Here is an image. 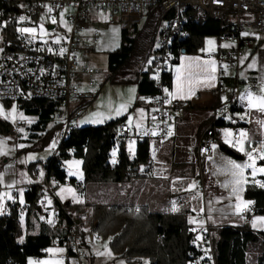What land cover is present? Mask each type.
I'll return each instance as SVG.
<instances>
[{
    "label": "built area",
    "instance_id": "2783aa9c",
    "mask_svg": "<svg viewBox=\"0 0 264 264\" xmlns=\"http://www.w3.org/2000/svg\"><path fill=\"white\" fill-rule=\"evenodd\" d=\"M15 1L22 11L29 16L31 8H34L36 14H39L40 10H44L48 16L55 15L59 10H65L64 17L67 28L59 41L52 40L50 36L41 40L37 36L18 34L16 31H14L13 39L2 41L0 48V100L21 102L42 99L49 103L52 107L51 120L63 123L61 137L68 129L76 126L74 121L81 112L77 102L88 95L84 87L93 86L95 84L93 76L99 72L97 66L87 63L82 56L83 53L98 43V28L88 21V17H92V13H89L90 9H102L105 11L104 18L106 21L118 20L121 26H127L139 19L148 6L158 8L151 33H155V39L151 46L152 51L148 62V74L156 90L155 94L148 97L151 108L149 117L139 128H132L124 120H118L114 125L113 134V146L116 144L117 148L119 141L135 142L144 139L164 141L169 132L168 123L172 113H181L190 107L197 98L195 95L190 99L181 100L167 96L165 94L166 83L162 77V72L168 70L167 65L173 64L182 53L187 52L183 43L187 36V29L186 27L178 28V19L184 17L182 15L183 10L190 8L198 14L218 19L225 27L212 35L214 44L203 49L202 54L217 61L213 95H226L227 100L210 111L212 120L201 129L196 138L195 156L200 162L212 154L216 145V126L221 125L230 128L226 148L237 153L244 165H251L252 163L247 155L249 152H253V155L257 157L256 162L261 160L258 158L262 155V152L259 151L262 147L260 141L243 140L241 143L239 128L244 124L248 112L247 109L239 106L236 99L237 75H230L233 78L234 88H231L229 93L226 92V84L227 77H229L227 69L236 72L245 50L252 45L254 38L245 32L246 29H256L264 37V0ZM168 10L171 12L164 15ZM11 19V13L7 12L3 15L0 11V35L2 27ZM94 19L97 20L96 17H93ZM158 24L159 26L156 28ZM165 35H173V52H165V47H163ZM6 45L10 47H6ZM258 87V83L247 85V88L251 90ZM216 122L219 124L217 125ZM153 132L155 135L152 134ZM241 147H243V151L240 150ZM112 148L108 157L111 164L118 158L117 150ZM113 152H115V157ZM44 165L45 158L38 160L37 166L42 170ZM244 168L248 170L250 167ZM136 172L141 175H153L150 159L138 163ZM33 179L32 183H38L41 187L44 186L43 189L51 194L52 187L48 185L44 171L40 175L35 172ZM53 182L56 183L57 181L53 180ZM30 184L22 183L8 188L7 203L14 206L18 216L23 215L26 211L27 203L23 200L22 193L29 188ZM74 184L77 191L82 189V181L76 180ZM201 188L202 182L199 178L192 191L197 192ZM33 204L39 206L42 204V200L37 197L33 200ZM125 209L137 211L134 205L129 209L125 207ZM255 210L254 203L247 200L243 206L238 208L237 213L241 221L248 222ZM55 223L56 217H53L47 225L49 228H53ZM99 237L97 234L94 235L96 240ZM200 238L204 242H209V232L206 227L200 230ZM51 243L56 244V238H53ZM63 244L76 259L83 255L82 235L75 223L65 233ZM40 252L44 254L45 247ZM209 254L211 256V252ZM187 255L189 264H199V257L193 256L190 252Z\"/></svg>",
    "mask_w": 264,
    "mask_h": 264
},
{
    "label": "rangeland",
    "instance_id": "374dc122",
    "mask_svg": "<svg viewBox=\"0 0 264 264\" xmlns=\"http://www.w3.org/2000/svg\"><path fill=\"white\" fill-rule=\"evenodd\" d=\"M192 15L203 16L191 10ZM65 10H59L53 16L45 14L44 10H40L39 14H36V18H31L24 11H21L14 15L15 24L13 30L18 34H24L27 36H37L41 40L50 36L52 40L59 41L61 35L67 28V22L64 17ZM158 8L154 6H148L139 19L127 25L129 35L136 37L137 46L134 57L130 60V63L118 74L110 75L105 66L106 51L117 45L119 40V28L120 22L114 20L108 22L105 20V11L102 9L92 10V17H88V21L92 25L98 28V43L92 48L83 53V57L87 63H90L99 68V72L94 74L95 84L91 87H84L87 92V96L78 100L81 110L87 109L92 103L89 113L84 116H78L75 119V124H79L82 121H102L103 119L113 120L117 117L126 115L128 112L132 115V119L128 120L132 125V121H136L143 124L141 114L133 113L132 103L136 98L135 89L133 88V75L139 69H144L148 66L149 57L151 54L152 45L155 39V33H152V28L157 16ZM24 17V20L20 18ZM96 17L97 20H93ZM55 20V23H53ZM47 23H53V26L48 28ZM159 24L156 28H158ZM133 27L135 30H133ZM22 28H34L33 33H24L19 31ZM253 38L257 39L261 36V33L256 29H246ZM49 34V35H48ZM6 40L0 35V48L2 47V41ZM212 41L214 44L213 36H204L203 44L194 51V53H202L204 46L208 44V41ZM258 47L262 49L260 52L255 50L249 55L248 58L241 61L239 64V72L241 73L242 82L237 86V99L239 102L246 104L248 116L252 117L259 111L257 107L250 108L248 96L251 94L256 98L264 97V40L259 42ZM247 55V54H246ZM249 65H254L249 67ZM171 65H167L168 69ZM229 70V69H227ZM258 73V74H257ZM234 74V73H233ZM249 83H258L257 89H247L246 86ZM168 84L165 87L167 89ZM234 88V84L226 86V92L229 93L230 89ZM221 97V95H218ZM130 101V102H129ZM143 110H150V106L146 104L140 105ZM119 110L120 114L117 115ZM184 112L172 113L174 119L173 132H168L167 138L164 141H157L155 139L149 140V152L153 153L151 167L154 172L153 175H130L121 182H113L110 180L101 181H82L80 158L70 156L68 159L62 161V168L65 175H71L74 177V181H82V189L77 191L75 189L74 182L68 181V178L58 182L54 187V196L63 201H84L82 212H74L73 216L78 219V228L81 231L82 236H87L90 231V205L89 203H103V204H145L149 210H159L158 201H164L165 196H176V198L183 197L187 194L195 198L199 205L204 194L208 191L217 192V183L214 182L213 176L210 175V165L207 160L204 159L198 162L193 155L186 148L187 144L193 143V137L195 135V126L197 123L204 119L209 113V110H196L195 115L190 116L187 126L182 131L181 124L178 123L179 119H182ZM111 114L113 118H108ZM83 115V114H82ZM185 116V115H184ZM149 117V115H148ZM0 118L5 120L10 127V132L1 135L0 134V214L5 211L4 202L7 196H9L8 189L13 185H16L22 178L27 180L30 178L25 175V166L28 160L37 157L48 156L52 154L56 147V144L61 137L63 131V123L58 122L54 124V121L48 120L43 128L31 130L29 129V123L32 117L24 114L21 109L18 108L15 100H10V103L5 105L0 100ZM124 119V118H123ZM52 124H54L52 126ZM170 128V123H168ZM191 128V131L188 129ZM217 135L219 138H225L228 136V129H218L216 126ZM198 131H196L197 133ZM239 132L246 133L247 137H256L257 132L252 123L239 128ZM171 133V135H169ZM13 143L15 149L10 146ZM123 145L127 151L128 156H132V148L134 142L123 141ZM131 146V147H130ZM117 150L115 144L112 148ZM14 162V163H13ZM37 174H42L43 170L37 167ZM250 171V170H249ZM241 172V169H238ZM13 175V180L9 178ZM242 174L244 169L242 167ZM33 176V175H32ZM240 176V175H239ZM202 179L203 190L201 193L193 192L192 186L194 183ZM28 181V183H32ZM48 185L53 186L54 183L51 179H48ZM44 188V186H42ZM238 184L235 183L233 191H237ZM67 189H72V192H68ZM209 189V190H208ZM237 193V192H234ZM233 193V195H234ZM165 194V196H164ZM185 194V195H183ZM161 204L162 206L165 205ZM164 209V208H163ZM166 209V208H165ZM53 211H47L45 214L40 213L39 219L43 222H47L51 217ZM250 225L253 229H264V219L261 216H254L250 218ZM19 222L22 226V216H19ZM56 225V224H55ZM54 225V226H55ZM263 227V228H262ZM54 229H48V233L52 234ZM212 234V233H211ZM94 235V234H93ZM96 235V234H95ZM21 237L18 238L20 240ZM89 243V242H88ZM83 255L79 258L80 264H129L123 257H113L109 251L106 240H102L100 243H93V245L85 246L82 241ZM50 250V251H49ZM259 251L257 243H248L246 249V262L252 263L254 257ZM60 253L56 244L51 243L47 251L44 252L40 260L32 261L27 259L26 264H63ZM110 256V258H108Z\"/></svg>",
    "mask_w": 264,
    "mask_h": 264
},
{
    "label": "trees",
    "instance_id": "16d2710c",
    "mask_svg": "<svg viewBox=\"0 0 264 264\" xmlns=\"http://www.w3.org/2000/svg\"><path fill=\"white\" fill-rule=\"evenodd\" d=\"M192 9L185 8L182 15L185 18L184 25L187 36L183 41L187 52H194L200 47L204 36L216 34L225 26L218 19L207 15L201 17L192 15ZM2 14L11 13L12 19L1 29L4 39H13V26L16 23L14 15L21 12L15 0H0ZM171 10L166 12L167 15ZM30 17L36 18L34 8L30 10ZM134 26V23H132ZM133 30L135 28L133 27ZM137 41L134 35H129L127 26H120L119 40L116 46L106 51L105 66L110 75L121 72L134 57ZM6 47H10L6 45ZM152 51V49H151ZM148 66L136 72L133 78L136 96L149 97L156 90L149 77ZM169 70L162 72L166 85L169 81ZM227 100V97L223 100ZM218 95H213L209 100L198 104L196 107L211 111L223 102ZM5 105L10 103L2 101ZM80 103H78L79 105ZM139 104L135 98L131 107ZM17 106L26 115H35L36 119L29 125V129L36 130L44 127L48 120L52 107L42 99H32L17 102ZM123 116L99 124H84L68 129L59 138L55 151L45 158L43 171L46 180L63 181L65 172L62 161L70 156L80 158L82 181L110 180L121 182L130 175L138 176L136 166L149 158V141L136 140L133 154L128 156L123 145L119 141L117 148L118 158L112 164L108 161L110 149L113 146L114 125ZM212 120L209 113L205 120L198 126V133L202 127ZM58 122H54L56 124ZM52 124V126L54 125ZM218 125L219 122H216ZM10 132L9 124L0 118V134ZM218 148L229 156L240 159L234 151L218 143ZM38 161L28 162L26 167L32 169ZM68 181L74 182L72 177ZM260 185L246 184L242 192V198L251 200L255 207L254 214L264 215V175L260 176ZM41 185L31 183L29 188L22 193L27 208L21 228L14 206L9 205L6 213L0 214V264H26L29 256L42 257L40 250L50 246L51 240L56 238V245L63 246L64 256L72 255L64 246L63 238L68 228L78 219L71 215L73 211H82V204L59 201L53 197L52 204L56 212V223L61 229L57 234L45 231L27 233V214L36 207L33 200L39 197ZM133 205L93 203L90 205V231L107 239L106 245L114 257H123L129 264H189L187 253L199 257V264H264V230L252 229L248 222L236 224H219L215 228V237L210 241V254L201 257L200 252L191 243L193 232L186 222V212L177 211H153L145 204L136 205L137 211L126 210ZM21 237L20 240L18 238ZM248 243H257L259 251L252 263L246 262V249ZM63 264H68L66 261Z\"/></svg>",
    "mask_w": 264,
    "mask_h": 264
},
{
    "label": "crops",
    "instance_id": "0c3cea01",
    "mask_svg": "<svg viewBox=\"0 0 264 264\" xmlns=\"http://www.w3.org/2000/svg\"><path fill=\"white\" fill-rule=\"evenodd\" d=\"M262 40H264V37L262 34L261 36H259V38L253 39L252 45L248 49L245 50L241 58L242 62L243 60L248 58L249 55L253 53L255 50L260 52L262 48L258 47V44ZM211 46H212V43L211 44L208 43L204 46V48H209ZM168 70H169L170 76H169L168 86L166 89L167 91L165 90V94L167 96L171 98L181 99V100L190 99L195 95L197 96L193 104L190 107L186 108V112H184L185 116L183 115L182 116L183 118L179 119L178 121V123L181 124L182 131H184V127L189 125L187 123L189 122L190 116L195 115L194 111L200 110V108L196 106L202 102L209 100L213 96L212 90L215 86L217 61L213 58L205 57L202 53L197 54L194 52H184L179 56V58L173 64H171ZM233 73L236 74L238 78L237 86L240 82H242L241 81L242 77H241V73L239 72V67L237 68L236 72L235 70L229 69L227 70V74L229 75V77H227L226 86L234 83L233 78L230 77V75H232ZM135 75H136V72L134 73L133 78L135 77ZM132 86L135 89V84H132ZM237 86L235 88L236 89V99H237ZM226 97H227L226 95H221L220 99L223 101ZM136 99L139 100V104L134 106L132 111L135 109V111L133 112L134 114L135 113L141 114L142 122L144 124L146 120L148 119L150 110L144 111L140 105L144 103L150 106L148 102V97L136 96ZM237 102L241 108H245V109L247 108L246 104L244 103L245 101L241 103L237 99ZM91 105L92 103L87 109L81 110L79 116L87 115L89 113V109H91L92 107ZM250 108H253V107H250ZM257 110L259 111L256 113V115L249 117V119L248 118L245 119L244 124H242L240 127L246 126L252 123L253 127L255 128V131L257 132V135L256 137H253V138L246 136L244 140L245 141L246 140H258L260 141L261 145L264 146V110H261L259 107L257 108ZM29 116L32 117V120L29 123L30 125L31 123L35 121L36 116L35 115H29ZM111 116L112 115L109 114L108 118H113ZM205 118L200 120L195 126V131H194L195 135L193 137V143L186 145V148L189 149V151L193 153L194 156H195V150H194L195 141L199 134L198 132L196 133V131L198 129V126L201 125V123L205 120ZM131 119H132V115L130 114V112L124 115L123 120L130 127L136 128L138 124L140 126L143 125L136 121H132V125H130L128 120H131ZM174 119L175 118H172L169 120V123H170L169 131L170 132H173V125L175 123ZM104 121H107V119H103L102 121H82L81 123L76 124V126H81L84 124H99ZM223 128L228 129V136L225 138H219L217 135V131L215 130V135H216L215 149L209 157L205 158L208 164L210 165V175L213 176L214 182L217 183V189L219 191L217 192L208 191L206 194H204L201 200V205H199V202L195 198H193L191 195L187 193L186 195L183 194L185 196L180 197V198H176V196L167 197L164 194L165 200L157 202L160 205L158 206L159 210H156V211H172V208L175 206L177 210H184L186 212V215H185L186 222L189 225L190 230H192L193 232L191 243L200 252L199 255L201 257L207 256L210 253L209 252L210 241H211V238L215 237V228L219 224H223V223L236 224L240 222V218L237 213V210L239 207L243 206L247 202V200L242 198V192L244 190L245 185L246 184L260 185L261 184L260 176L264 175V172L259 171L260 168H264V160H260L259 162H255V174H253L252 167H250L248 170H246L243 167L244 174L240 176H235V177L233 176V172H237V173L239 172H238V169L232 168L231 162H234L235 164H239L241 166H244V162L241 158L235 159L218 148V143H222L225 146L228 143L230 128L221 126V125L218 126V129H223ZM189 130L191 131V128L188 129V131ZM9 144L12 148L15 149V146L13 143L9 142ZM54 151L55 149L53 150V152ZM131 153L133 154V148H132ZM262 155H264V152H262ZM46 157L47 156L37 157V158L28 160V162L38 161ZM152 157H153V153L150 154L149 152L150 165L152 162ZM37 167L38 166L36 164L32 169L28 170L27 167L25 166V175H27V177H29L31 181L33 178L32 175L35 172H38V170H36ZM69 177H72V176L65 175V178L63 180ZM9 178H11V180L14 179L12 174L9 176ZM72 178L74 179V177ZM81 178H82V175H81ZM236 179H239L240 183L238 184L237 191H233V187L235 186ZM30 180L29 179L27 180L26 178H22L21 181L17 183L16 185H20L22 183H28V181ZM201 182H202V179H201ZM57 183L58 182L54 183L53 186H50L52 187L51 194H48V192L44 190L43 188L41 189L39 198L42 200V204L39 206H36L27 214V222H28V227L26 229L27 233H37L38 231H45L48 233V229L55 228L54 234H57L58 231L61 229V225L58 223L53 228H49L47 225L49 220L56 216V212L52 204V199L53 197H56L54 196L53 190H54V187L57 185ZM5 189L8 190L6 187ZM202 190H203V186L199 191L203 193ZM234 192H237V193H234ZM7 199H8V196L4 202L5 211L3 213L7 212V208H8ZM57 199L59 201L64 200L60 198H57ZM68 202L78 203L82 205L86 203L84 201H78V202L68 201ZM164 202L166 204L162 206L161 204H164ZM89 204H93V203H89ZM133 205L136 206V204H133ZM82 209H83V206H82ZM50 210L53 211V214L51 215V217L48 218L47 222L41 221L39 219L40 218L39 214L40 213L45 214L47 211H50ZM73 214L74 212L71 213L72 216ZM19 216H22V219L24 218V214L19 215ZM19 216H18V220H19ZM254 216H261L262 218H264V215H260V214H254L252 217ZM250 221L251 219L248 221V224L251 227ZM22 226H23V222H22ZM205 227L207 228L209 232V242L208 243L202 241L200 238V230ZM93 234L95 235V233L89 232L87 236H82V241L84 242L85 246H88L90 244L93 245V243H100L102 240L105 239V238L99 237V239L96 240ZM105 240L107 241V239ZM49 247L50 246L45 247V251H47ZM57 247H58L59 253L61 254L60 257L63 262L66 261L68 264H80L79 259H76L72 255L67 256V257L63 255L64 254L63 246H57ZM28 258H30L32 261H35V260H40L41 257L34 258L33 256H29L26 258V263H27ZM108 258H110V256ZM90 264H91V261H90Z\"/></svg>",
    "mask_w": 264,
    "mask_h": 264
},
{
    "label": "snow or ice",
    "instance_id": "6c2138e0",
    "mask_svg": "<svg viewBox=\"0 0 264 264\" xmlns=\"http://www.w3.org/2000/svg\"><path fill=\"white\" fill-rule=\"evenodd\" d=\"M50 11H51V9H49ZM21 20H24L25 18L24 17H21L20 18ZM53 23H55V20H53ZM19 31H21V32H24V33H33V32H35V29L34 28H22V29H19ZM208 43L209 44H211L212 43V41L211 40H209L208 41ZM225 47H227V45H224ZM49 51H51V49H49ZM62 52H63V49L61 50ZM254 65H249V67H253ZM167 91V90H166ZM248 101H249V106L250 107H257V106H259V108L261 109V110H264V97H261V98H256V97H254V96H252L251 94H249V96H248ZM120 114V112H119V110L117 111V115H119ZM140 127V125L138 124L137 125V128H139ZM153 135H155V133L153 132L152 133ZM169 135H171V133H169ZM246 133H243V132H241L240 133V136H241V143L243 142V140L246 138ZM131 147V146H130ZM241 151H243V147H241V149H240ZM255 151V150H254ZM259 151H261V152H264V146H262L260 149H259ZM247 155H248V157H249V159L252 161V164L251 165H248V164H246V165H244V166H241V165H239V164H235L234 162H231V164H232V168L233 169H241V172H239V173H237V172H233V176L235 177V176H239V175H242V167H252L253 168V174H255V162H256V159H257V157H255L254 155H253V152H249V153H247ZM113 156L115 157V152H113ZM259 159H261V160H264V155H261V156H259L258 157ZM113 162H115V161H113ZM259 171H261V172H264V168H260L259 169ZM236 184H239L240 183V180L239 179H236ZM67 191L68 192H72V189H67ZM172 211H177V209L175 208V206L172 208ZM262 219H264V218H262ZM50 251V250H49ZM62 251V250H61ZM30 264H31V262H30Z\"/></svg>",
    "mask_w": 264,
    "mask_h": 264
},
{
    "label": "bare ground",
    "instance_id": "6f19581e",
    "mask_svg": "<svg viewBox=\"0 0 264 264\" xmlns=\"http://www.w3.org/2000/svg\"><path fill=\"white\" fill-rule=\"evenodd\" d=\"M184 21V17L178 19V28H185ZM163 47H165V52H173V35L164 36Z\"/></svg>",
    "mask_w": 264,
    "mask_h": 264
},
{
    "label": "water",
    "instance_id": "95a60500",
    "mask_svg": "<svg viewBox=\"0 0 264 264\" xmlns=\"http://www.w3.org/2000/svg\"><path fill=\"white\" fill-rule=\"evenodd\" d=\"M48 28L52 26V23H47L46 25Z\"/></svg>",
    "mask_w": 264,
    "mask_h": 264
}]
</instances>
